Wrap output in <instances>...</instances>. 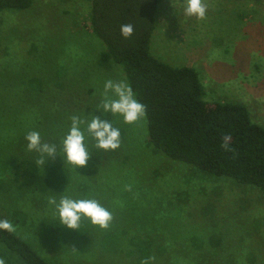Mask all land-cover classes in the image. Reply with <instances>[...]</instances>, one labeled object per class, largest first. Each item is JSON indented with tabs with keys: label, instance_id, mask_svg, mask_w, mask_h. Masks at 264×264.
Masks as SVG:
<instances>
[{
	"label": "rangeland",
	"instance_id": "obj_1",
	"mask_svg": "<svg viewBox=\"0 0 264 264\" xmlns=\"http://www.w3.org/2000/svg\"><path fill=\"white\" fill-rule=\"evenodd\" d=\"M32 1L0 12V214L55 264H264L262 192L166 157L150 146L145 117L132 124L104 117L121 129V144L104 150L89 140L86 166L76 169L59 155L51 161L84 177L78 181L88 199L112 214L106 228L88 219L78 230L60 224L51 201L70 196L69 186L49 191L50 182L40 185L25 165V136L41 129L33 97H64L84 80L95 91L81 97L99 104L105 81L127 80L90 30L91 0ZM204 2L206 16L197 19L184 16V0H163L152 52L195 67L208 100L242 103L264 125V0ZM0 259L22 264L1 244Z\"/></svg>",
	"mask_w": 264,
	"mask_h": 264
},
{
	"label": "trees",
	"instance_id": "obj_2",
	"mask_svg": "<svg viewBox=\"0 0 264 264\" xmlns=\"http://www.w3.org/2000/svg\"><path fill=\"white\" fill-rule=\"evenodd\" d=\"M162 1L91 0L90 4L92 34L103 43L112 62L119 65L136 99L146 106L144 117L150 146L173 161L256 187L264 196V125L254 121L251 111L242 103L208 100L203 79L195 67L171 65L153 54L152 39ZM32 3V0H0V12L28 9ZM128 23L133 25L134 32L125 38L120 27ZM74 83L77 84L70 89L71 94L64 97H33L32 102L41 110L36 119L41 129L36 130L44 142L59 144L74 115L83 119L97 115L95 110L100 103L81 97L84 93L93 94L95 86L84 80ZM50 109H54L53 113L47 112ZM31 153L36 152L29 151L27 155ZM27 155L28 173L32 178H39L40 185L50 182L49 191H64L66 182L73 198L91 197L85 191L87 187L79 186L78 180L83 183L84 177L71 171L67 173L62 165L53 166L51 161L55 157L39 164V156ZM50 171L55 174L51 175ZM94 186L88 182L89 188ZM155 193L151 195H161ZM153 201L160 202L161 199L153 197ZM165 201L172 203L174 200L165 196ZM0 219L7 218L0 214ZM52 220L55 221L51 218V223ZM0 244L19 256L22 264H55L34 249L15 228L13 231L0 229Z\"/></svg>",
	"mask_w": 264,
	"mask_h": 264
},
{
	"label": "clouds",
	"instance_id": "obj_3",
	"mask_svg": "<svg viewBox=\"0 0 264 264\" xmlns=\"http://www.w3.org/2000/svg\"><path fill=\"white\" fill-rule=\"evenodd\" d=\"M206 10L204 0H184L185 17L203 19ZM120 31L123 37L129 38L134 32V27L131 23L122 24ZM97 111L102 115L93 114L88 119L74 115L59 144L44 142L38 131L28 132L25 136L27 150L39 154V164H45L49 158L59 155L63 162L67 160L76 169L86 166L91 158L89 140L95 142V147L104 150L117 149L121 144V129L104 117L109 114L118 115L126 124H132L144 118L146 106L136 99L132 87L125 81L107 80L104 83L103 100L97 106ZM51 203L55 206L60 224L70 229L78 230L82 219H88L92 224L106 228L112 219L111 212L95 199L65 195L58 202L52 200ZM0 229L13 231L14 225L8 219H0ZM0 264H5L3 259H0Z\"/></svg>",
	"mask_w": 264,
	"mask_h": 264
}]
</instances>
